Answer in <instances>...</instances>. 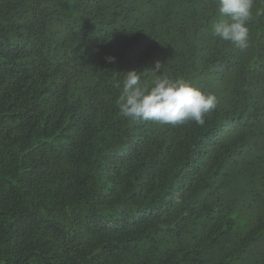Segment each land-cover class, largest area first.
<instances>
[{
	"label": "trees",
	"instance_id": "16d2710c",
	"mask_svg": "<svg viewBox=\"0 0 264 264\" xmlns=\"http://www.w3.org/2000/svg\"><path fill=\"white\" fill-rule=\"evenodd\" d=\"M252 12L242 51L214 35L215 0H0V264H264ZM132 69L218 106L202 126L122 117Z\"/></svg>",
	"mask_w": 264,
	"mask_h": 264
},
{
	"label": "clouds",
	"instance_id": "9594fccd",
	"mask_svg": "<svg viewBox=\"0 0 264 264\" xmlns=\"http://www.w3.org/2000/svg\"><path fill=\"white\" fill-rule=\"evenodd\" d=\"M219 14L225 19L213 25L214 35L240 50L249 45V21L252 18L254 0H215ZM113 61L114 57H108ZM161 73V63L156 64ZM122 81H114L122 93L117 101L122 117L133 121L183 125L195 122L204 125L205 116L218 106L214 93L204 91L185 79L159 75L151 83L144 82L141 72L135 69L123 73Z\"/></svg>",
	"mask_w": 264,
	"mask_h": 264
}]
</instances>
